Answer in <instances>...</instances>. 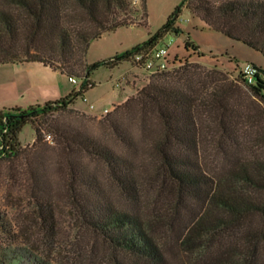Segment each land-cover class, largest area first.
Here are the masks:
<instances>
[{
  "label": "trees",
  "instance_id": "1",
  "mask_svg": "<svg viewBox=\"0 0 264 264\" xmlns=\"http://www.w3.org/2000/svg\"><path fill=\"white\" fill-rule=\"evenodd\" d=\"M183 6L208 29L264 56V0H182L147 39L92 63L85 59L90 41L121 26L145 23L144 10L137 21L131 0H0V64L40 62L80 79L77 89L53 100L0 107V163L24 160L36 219L50 224L58 202L45 188L52 178L43 165L45 152H52L65 202L87 231L119 251L114 264H165L142 212L151 189L155 197L174 192L170 215L182 209L189 215L180 242L211 251L206 264H254L259 251L264 257V159L240 161L217 176L202 165L197 114L213 109L214 92L222 82L211 70L190 62L156 71L97 120L107 136L61 114L95 85L94 69L125 60L135 64L136 54L144 59L166 32H179L175 22ZM253 64L254 81L246 84L264 100V68ZM27 123L35 136L31 144L22 145L18 134ZM255 213L260 217L257 225L249 220ZM0 231L10 234L1 212ZM28 258L27 264H50L36 254ZM22 259L16 249L0 246V264H20Z\"/></svg>",
  "mask_w": 264,
  "mask_h": 264
},
{
  "label": "rangeland",
  "instance_id": "2",
  "mask_svg": "<svg viewBox=\"0 0 264 264\" xmlns=\"http://www.w3.org/2000/svg\"><path fill=\"white\" fill-rule=\"evenodd\" d=\"M181 1L131 0L137 9L136 20L143 19L141 14L144 10L145 23L121 26L91 40L86 51V62L92 63L122 53L147 39L162 26ZM175 24L180 31L175 33L169 30L157 42L158 46L169 44L166 54L168 66L164 70H175L192 62L211 70L212 77L222 79L220 87L214 92L216 105L197 114L202 165L217 176L226 174L240 161L264 159V100L252 92L241 75V68L247 62L264 68V56L240 41L208 29L200 18L193 16L184 6ZM187 40L190 41L188 47ZM195 45L198 46L196 50L193 48ZM133 65L125 60L114 67L100 65L94 69L91 79L95 85L78 96L73 106L61 113L62 117L74 123L82 122L96 134L107 136L104 128L96 123L104 116L103 107H111L108 110H112L114 104L125 100L124 95L135 93L156 72L140 68L132 77L137 70ZM45 70L39 63L0 64V102L22 101L16 92L19 84L24 86V101L33 97L35 91L42 93L41 83L59 89L69 87L70 90L80 85L79 78L78 83H72L67 75L62 77ZM30 82L37 83L34 89L27 87ZM89 103L93 104L92 109ZM57 114L54 112L53 115ZM34 136L35 130L30 123L25 124L18 134L22 145L31 144ZM46 140L53 143L51 138ZM44 157L46 164L43 170L52 178L45 188L48 192H54V202H58L50 224L47 221L40 223L36 219L38 213L30 190L31 181L25 177L24 160L0 163V212L10 228V234L0 231V246L16 249L23 256L20 264H27V257L31 254L50 261V264H114V257L118 256L119 251L85 229L82 219L64 200L61 184L56 180V166L51 161L52 152L47 150ZM149 193L152 195L145 198L142 212L150 223L149 233L159 245L165 264H206L211 251L207 253L201 247L193 248L180 242L179 232L189 215L183 209L178 215H170L168 205L174 203V192L166 190L156 197L153 189ZM249 220L254 225L260 223L257 213L251 214ZM129 264L147 263L138 261ZM227 264L235 263L229 261ZM254 264H264L261 251L257 253Z\"/></svg>",
  "mask_w": 264,
  "mask_h": 264
},
{
  "label": "built area",
  "instance_id": "3",
  "mask_svg": "<svg viewBox=\"0 0 264 264\" xmlns=\"http://www.w3.org/2000/svg\"><path fill=\"white\" fill-rule=\"evenodd\" d=\"M169 44L158 46L157 44L154 45L149 52L146 54V57L142 59V54H136L135 56V66H138L144 70H155L160 71L166 69L168 66L166 54H167V47ZM256 73V67L253 63L247 62L241 68V75L244 78L246 83H252L254 81V74ZM69 80L72 83H78L76 77H69ZM85 99V97H84ZM89 107L92 109L94 106L92 103H89ZM109 110L104 108L102 110L103 114H106ZM45 138L49 139L51 136L49 134H45Z\"/></svg>",
  "mask_w": 264,
  "mask_h": 264
},
{
  "label": "crops",
  "instance_id": "4",
  "mask_svg": "<svg viewBox=\"0 0 264 264\" xmlns=\"http://www.w3.org/2000/svg\"><path fill=\"white\" fill-rule=\"evenodd\" d=\"M21 63H39L40 65H42L43 66V68L44 69H46L45 71H51L52 73H55V74H60L61 76L62 75H64L65 76V74H63V73H60L59 71H57V70H52L49 66H45V65H43L42 63H40V62H21ZM13 64V63H12ZM16 64H17V62H16ZM19 64V63H18ZM133 67L135 68H137V70H135L134 72H133V75H132V77H134V76H136V73H137V71H139V69H140V67H137V66H135V65H133ZM63 77V76H62ZM65 78V77H64ZM62 79V78H61ZM66 80H67V78H65ZM131 81V80H130ZM133 81V80H132ZM37 83L36 82H30V83H28V86L27 87H29V89H34V87H35V85H36ZM41 85V88H42V93H39V92H34V96L33 97H29L28 99H26L25 101H24V97H25V94H24V86L23 85H21V84H19L18 85V87L19 88H16V92H17V94L19 95V97H20V99H23L22 101H11V102H4V101H2V102H0V107H2V106H4V105H19V106H26V105H28V104H31V103H43L44 101H47V100H53V99H55V98H58V97H60V96H62V95H64V94H66L69 90H70V88L68 87V89H59V88H57V87H55V86H51V85H49V84H46V83H44V84H39V86ZM134 85V84H133ZM136 86H137V84H135ZM143 85V84H142ZM141 85V86H142ZM132 85H130V86H128V87H131ZM141 86H139V87H141ZM20 87H23L22 89L20 88ZM29 89H28V91H29ZM68 90V91H67ZM128 96V94H126V95H124V98L123 99H126V97ZM86 99V98H85ZM88 106H89V104H88ZM90 108V107H89ZM104 108H107V109H109V108H111V107H103V109ZM91 109V108H90ZM86 110V109H85ZM86 111H89V110H86ZM93 111V110H92ZM94 112V111H93ZM98 113H101V112H98ZM34 139V138H33ZM33 139L31 140V141H33Z\"/></svg>",
  "mask_w": 264,
  "mask_h": 264
}]
</instances>
